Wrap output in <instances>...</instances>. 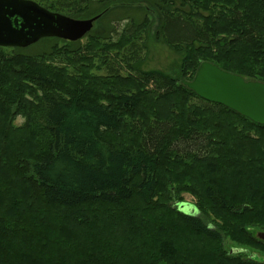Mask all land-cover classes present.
<instances>
[{
	"label": "trees",
	"instance_id": "16d2710c",
	"mask_svg": "<svg viewBox=\"0 0 264 264\" xmlns=\"http://www.w3.org/2000/svg\"><path fill=\"white\" fill-rule=\"evenodd\" d=\"M34 1L76 19L97 4L101 21L123 0ZM152 7L116 38L90 33L85 44L63 42L40 55L0 48V130L14 148L10 156L0 144V166L14 172L11 180L0 168L10 176L0 190L13 195L0 196V264H193L186 250L202 264H264L251 254H264V193L249 190L248 175L244 188L237 175L221 184L217 172H199L227 151L237 161L221 160L223 168L239 171L243 156L264 173V125L183 84L204 62L264 83V0ZM155 29L182 57L176 77L145 68ZM148 97L160 106L148 109ZM185 194L196 215L181 210Z\"/></svg>",
	"mask_w": 264,
	"mask_h": 264
},
{
	"label": "water",
	"instance_id": "95a60500",
	"mask_svg": "<svg viewBox=\"0 0 264 264\" xmlns=\"http://www.w3.org/2000/svg\"><path fill=\"white\" fill-rule=\"evenodd\" d=\"M99 18L75 19L51 12L32 0H0V48L26 49L46 38L75 43L94 29ZM183 84L200 98L264 125L263 82L247 80L204 62L194 79L184 80ZM196 211L194 208L191 215ZM257 237L264 241L263 232L257 233Z\"/></svg>",
	"mask_w": 264,
	"mask_h": 264
},
{
	"label": "rangeland",
	"instance_id": "374dc122",
	"mask_svg": "<svg viewBox=\"0 0 264 264\" xmlns=\"http://www.w3.org/2000/svg\"><path fill=\"white\" fill-rule=\"evenodd\" d=\"M34 1V0H32ZM156 0H123L121 2H118L116 5L113 6L110 5L108 6L109 9H111V12L109 15H106V17H104L101 21L96 22L95 25V29L94 31L91 33H95L98 35H105L108 38H116L117 35L119 34V32L121 31V29L124 28V26L130 24V22H134V23H142V21H144V18L146 17V15L148 16V9L152 8L153 3ZM102 6L94 4L92 6V10L85 14L82 19L80 20H85V19H91L97 16V14L101 11ZM106 6H103V8H105ZM151 9V10H152ZM148 13V14H147ZM157 20V22L159 21V24L157 25V32L158 29L160 28V26L162 25V18H160L159 12L157 11V16L155 17V21ZM119 31V32H118ZM156 29L155 31H153V33H151V36L149 38H147V45L149 48V54L147 55V62H146V69L152 70V69H158L161 71H164L166 73H169L173 76H177V74L179 73V68L181 66V61H182V57L181 55H179L177 52H175L173 49H171L169 46H167L164 42L162 41H158L156 39ZM117 33V34H116ZM65 42L63 40L60 39H43L42 41L30 46L27 49H12V48H6L7 49V53H13L15 52H21L22 54H26V55H40L43 53H47V52H51L52 49L55 46H61V44ZM82 44H85L87 42V36L82 39L80 41ZM248 80V79H247ZM155 105H159L160 104L155 101V99L153 97H148L147 100V107L148 109L153 108ZM162 110L164 109V106H162ZM147 109V108H146ZM207 121L212 122L211 119L209 117L205 118ZM24 122L23 119L19 118L17 120V125H22ZM7 134V131H2L0 130V144H3L2 147V152L3 153H8L10 156L13 154L14 148L7 146L5 143V139L3 138L4 135ZM15 140H17L16 142L20 141V137L16 138ZM237 139H235L233 141V137H230V148L229 150L231 151V148H234V144L235 141ZM231 153H228L227 151H225L223 153V156L218 159V158H213L211 157L208 162L207 165L204 167H201L199 169V172H203L207 177H212L214 175H216L215 173L217 172V174H219V176H217V180L220 182V179H224L225 181L228 182H232V176H236L237 175V181L240 184H243L244 188L247 187L248 182L244 181V177H246V175H248V178L253 180V185L252 187L249 189L255 193H257L258 195H260L261 197L263 196L264 193V182H262V179H260L261 176L264 177V173L261 171V169H251L249 167H247L248 165H246L247 163L244 161V163H242V160H245V158H243V156H241V158L239 159V164H241V169L239 171H234V170H230L227 167L222 166L221 164V160H232L233 162L237 161V159L235 157H231ZM12 160V159H9ZM243 166V167H242ZM8 168V167H4V166H0V168ZM223 168V170H222ZM5 174L7 173L10 174V176L12 177L11 180L14 179V172L9 171V169H5L4 170ZM228 173H232L230 175H228ZM2 176L0 177V180H2L3 178L9 177L10 176ZM242 175V176H240ZM16 177V176H15ZM194 178L197 179L199 181V184L202 182H206L208 183L209 180L207 178L202 179L200 178L197 174L194 173ZM236 179V178H235ZM259 180V181H258ZM15 181V180H14ZM21 180L15 181V188L16 187H22L25 188V186L20 182ZM236 181V182H237ZM0 183H4V182H0ZM18 183V184H17ZM222 184V183H221ZM32 186H27V188H31ZM18 189V188H17ZM226 189L228 191H230L231 194H235L237 195V193H241L242 189H237V187H226ZM35 190V189H32ZM28 191V190H27ZM2 194V195H1ZM23 194H20L19 197H21ZM0 196L4 197L6 200H11L12 199V194H8L5 195L3 193V190H0ZM18 197V196H15ZM263 198V197H262ZM17 201L19 199H16ZM2 201V200H0ZM184 202L183 206H181L182 211L187 213V214H192L193 213V209L194 204H195V199L193 196L189 195V194H185L184 195ZM4 206H7V204H5V202H1ZM254 204V203H253ZM262 205H264V200H262ZM259 208H261V206H256ZM38 210V209H37ZM153 212H155V210H152ZM155 214V213H154ZM197 214V211L194 215ZM32 219V218H30ZM186 237V236H185ZM187 238V237H186ZM185 238V240H187ZM200 243H202L200 241ZM187 245V244H186ZM232 246H234L229 240L226 241V247L227 249H230ZM187 248V247H185ZM188 251L191 253V255L193 257H195L196 259L194 261H192L193 264H202L201 260L199 257H197V254H195V252H192L191 250H186L183 253L186 254L188 256ZM189 253V254H190ZM252 256L255 260L264 263V254L259 253V252H255L252 251Z\"/></svg>",
	"mask_w": 264,
	"mask_h": 264
}]
</instances>
